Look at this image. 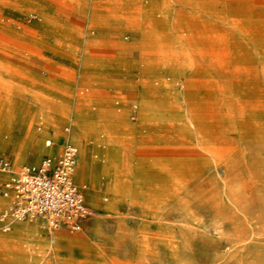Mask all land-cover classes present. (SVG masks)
<instances>
[{
  "label": "rangeland",
  "instance_id": "rangeland-1",
  "mask_svg": "<svg viewBox=\"0 0 264 264\" xmlns=\"http://www.w3.org/2000/svg\"><path fill=\"white\" fill-rule=\"evenodd\" d=\"M67 123L92 213L5 215L0 171V264H264V0H0V156Z\"/></svg>",
  "mask_w": 264,
  "mask_h": 264
},
{
  "label": "built area",
  "instance_id": "built-area-1",
  "mask_svg": "<svg viewBox=\"0 0 264 264\" xmlns=\"http://www.w3.org/2000/svg\"><path fill=\"white\" fill-rule=\"evenodd\" d=\"M78 155V146L66 140L59 155H47L17 171L7 157L0 156V171L8 174L2 183L8 214L17 219L40 217L51 229L80 228L92 208L75 181Z\"/></svg>",
  "mask_w": 264,
  "mask_h": 264
},
{
  "label": "crops",
  "instance_id": "crops-1",
  "mask_svg": "<svg viewBox=\"0 0 264 264\" xmlns=\"http://www.w3.org/2000/svg\"><path fill=\"white\" fill-rule=\"evenodd\" d=\"M38 30V32L39 33H41V28H39V29H37ZM44 39H43V41L45 42L46 41V35H44V37H43ZM53 38H51V40H52ZM18 40V39H17ZM68 127V131L66 130V128ZM63 131H64V135H61V137H60V148H58V149H56L55 150V153L54 154H50V153H45L44 155H43V157H45V156H47V155H51V156H56V155H59L60 154V152H61V150H62V146H63V143L66 141V140H70L71 142H73L74 144H76L77 146H78V144L75 142V140H73L72 139V135H71V132H70V127H69V124L67 123L64 127H63ZM48 141H50V143H48ZM54 144H55V142L54 141H52V139L51 138H47L46 140H45V145L46 146H53L54 147ZM78 148H79V146H78ZM42 157V158H43ZM78 157H79V155H78ZM41 158V159H42ZM40 159V160H41ZM40 160L39 161H36V162H32V163H29V164H33V163H38V162H40ZM29 164H27V165H29ZM74 177H75V174H74ZM75 181L79 184V186L84 190V193H85V195H86V199H87V202H88V198H87V193H86V188H85V186L86 185H84V184H81V183H79L77 180H76V177H75ZM88 204H89V202H88ZM90 205V204H89ZM46 223V222H45ZM47 224V223H46Z\"/></svg>",
  "mask_w": 264,
  "mask_h": 264
},
{
  "label": "bare ground",
  "instance_id": "bare-ground-1",
  "mask_svg": "<svg viewBox=\"0 0 264 264\" xmlns=\"http://www.w3.org/2000/svg\"><path fill=\"white\" fill-rule=\"evenodd\" d=\"M77 162H78V160H77ZM76 166H77V165H76ZM75 171H76V168H75ZM8 202H9V201H8ZM8 207H9V205H8ZM8 207H7V208L5 207V211H4V212H5V215L8 213ZM37 218H40V217H37ZM40 219H42V218H40ZM42 220H43V219H42ZM43 222H45V221L43 220Z\"/></svg>",
  "mask_w": 264,
  "mask_h": 264
}]
</instances>
